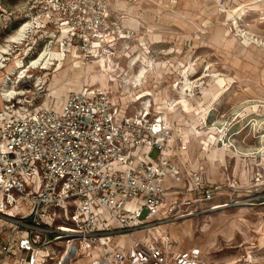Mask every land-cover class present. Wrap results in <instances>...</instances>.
<instances>
[{
    "label": "built area",
    "instance_id": "built-area-1",
    "mask_svg": "<svg viewBox=\"0 0 264 264\" xmlns=\"http://www.w3.org/2000/svg\"><path fill=\"white\" fill-rule=\"evenodd\" d=\"M33 1L36 24L49 25L71 58L105 61L106 69L112 63L116 87L81 83L66 92L60 112L35 101L14 110V98L0 111V264H71L79 251L90 264H207L199 247L175 249L173 237H134L127 250L113 240L264 204L261 162L252 163L244 186L229 161L224 182L208 179L203 165L189 170L177 161L188 148L186 134L154 99L126 85L142 65L156 64L162 49L124 22L121 0ZM223 129L217 141L235 149ZM258 137L252 151L264 156V131Z\"/></svg>",
    "mask_w": 264,
    "mask_h": 264
},
{
    "label": "rangeland",
    "instance_id": "rangeland-1",
    "mask_svg": "<svg viewBox=\"0 0 264 264\" xmlns=\"http://www.w3.org/2000/svg\"><path fill=\"white\" fill-rule=\"evenodd\" d=\"M223 1L225 3V0ZM33 2L0 0V46L7 44V38L15 32L21 22L28 20L33 26V31L27 33L22 43H10L11 54L6 55L8 59L0 68L1 91L2 79L11 70L14 71L13 66L24 65L40 50L59 48V56L66 57V62L70 59L68 45H61L51 29H39L41 26L36 24L37 20L33 19L34 14L31 12ZM221 2L132 0L127 11H124L125 15L138 24L137 28L140 33H146V38L149 39L156 33L163 41L160 44L161 56L156 64L153 63L152 69L150 66L147 75L151 73L145 77L142 85L133 87L130 92H135L138 98L149 99L151 102L152 99L160 100L161 97L173 98L170 104L165 99L161 112L171 117V120H183L177 122L181 124L178 129L183 133L192 128L195 123L192 120H197L195 128L203 131L198 138L191 137L190 149L194 152L195 163L200 161L199 165H202V162L205 163L203 159L225 156L226 161L232 164V170H238L241 166L248 179L252 163L258 160L264 167V156L254 153V148H251L252 145H259L258 135L264 131V45L245 41L242 32L248 31L249 36L264 42V0H226L225 10ZM228 10L238 18V28L232 23L235 19L227 18ZM170 49L171 53H167ZM26 50L29 51L27 55ZM48 58L39 69L30 72L33 76L19 78L16 74L10 75L11 85L15 84L18 90L25 91L24 94L13 97L14 110L24 108L31 101H35L36 104L44 102L60 112L66 92L77 89L81 83L93 84L102 89L116 87L109 70L112 63L107 65L105 71V61H94L97 68L103 70L101 75L95 72L91 75L88 71V74L83 72L73 77L70 71L73 83L80 82L76 86L67 80H58L51 84L57 65L50 62H56L58 57L51 54ZM166 59L169 62L166 63ZM75 61L77 69L87 62H93ZM60 62L61 60L57 64ZM208 67L209 70H206ZM185 70L189 71L191 79H197L201 74L210 72V75L198 80L194 100L189 96L187 100H182L178 95ZM214 73L218 75H213ZM37 75L41 76V82L35 80ZM127 98L130 100L131 94ZM6 104L8 100L0 98V111ZM128 111L132 113L134 109L130 107ZM218 127L224 128L223 130L231 136L228 139L235 145V149L230 145L223 153L215 149L216 146H223L217 142ZM238 131L240 132L236 133ZM209 135H214V142L209 143L203 150L202 145L206 143ZM199 137L204 139L203 143ZM151 155L156 157L157 149H154ZM159 226L162 232L170 234L184 247L200 246L207 264H264V204L229 207L209 216ZM130 238L132 240L134 235L115 237L113 245L119 250H127L132 243ZM90 261L91 257L87 256L85 251H79L72 258L71 264H89Z\"/></svg>",
    "mask_w": 264,
    "mask_h": 264
},
{
    "label": "bare ground",
    "instance_id": "bare-ground-1",
    "mask_svg": "<svg viewBox=\"0 0 264 264\" xmlns=\"http://www.w3.org/2000/svg\"><path fill=\"white\" fill-rule=\"evenodd\" d=\"M256 1V0H255ZM262 3V2H261ZM219 11V10H218ZM237 15V14H236ZM239 17V16H238ZM227 18L228 19H232L234 20V25L238 28L239 24H238V18L236 19L235 16L233 14L230 13V11L228 10L227 12ZM26 20V19H25ZM233 25V26H234ZM32 24H30V21H24L21 22L19 24V26L17 27V29L15 30V32L11 35H9V37L7 38V44L5 45H1L0 46V68H2V66H4V61L6 59H8V57L6 56L7 54H11V47H10V43L11 42H17V43H22V40L25 39V37L27 36V33L32 32L33 29H31ZM236 28V29H237ZM242 28V27H241ZM235 29V28H234ZM239 31H242L243 29H238ZM238 31V32H239ZM243 36L245 37V41L247 42H256V43H261L262 45H264L262 40H259L258 38H255L253 36H249L250 33L248 31H244L242 32ZM239 34V33H238ZM252 34V33H251ZM243 38V37H242ZM237 39V38H236ZM255 44V43H254ZM251 45V44H250ZM255 46V45H254ZM60 49H48L45 48L43 50H40L36 55L30 57L29 61L27 63H25L22 66H13L14 71H10L6 77H4L2 79L3 81V88L2 91L0 90V98L1 100L7 101L10 98L15 97L16 95H21L24 94L25 91L24 90H18V87L14 84L11 85V76L12 74H16L17 77L22 78V77H26V76H33L32 73L30 74V72L32 70H37L39 69V67L43 64V62L47 59H49L48 57H50V55L52 54L53 56H57V61L53 62L51 61L50 64H54L57 65V68L55 70V74L53 75V78H51L52 83H56V81H60V80H67L68 82L73 83V80L71 79V75L69 74L70 71H72V75L74 76H78L81 73H87L88 71L91 72V75L97 73V74H103V70L101 68H97V66L95 65L94 61L93 62H87L85 65L78 67V69L75 67V64L77 63L75 61V58H71L69 56V61L66 62V57H60ZM172 49H170L168 52H171ZM28 50H26L25 55L28 54ZM14 55V54H13ZM53 58V57H52ZM61 60L60 63L57 64V62ZM19 62V61H18ZM85 62V61H84ZM15 64V63H14ZM13 64V65H14ZM81 63H79L80 65ZM16 65V64H15ZM149 65H151V69L153 66V63L150 62L149 64H144L140 67V70L138 73L135 74V78H130V80L127 81L126 85H131V83L133 82V86L137 87L140 86L144 83L145 81V77L147 76V72L149 71L148 67ZM162 65V64H161ZM159 66V64H158ZM163 67V66H162ZM5 68V67H4ZM107 69H105L106 71ZM209 70V67L206 69ZM59 74H58V73ZM88 72V73H89ZM95 72V73H92ZM87 73V74H88ZM184 76L182 77L183 79L181 80V84L180 87L178 89L179 91V97L182 100H187L188 96L189 98H192L193 100L195 99L196 93H195V87H197L199 85L198 80H201L202 78L210 75V72H205L203 74H201V76H199L197 79H191L189 74V71L185 70V72L183 71ZM86 74V75H87ZM213 75H218V73H214ZM102 77V76H101ZM35 80L37 82H41V76L37 75L35 77ZM102 81V79H100ZM126 81V78L124 79ZM79 82V81H78ZM77 83H73L75 86L78 85ZM80 83V82H79ZM74 85L72 86V88H74ZM206 87V86H205ZM204 87V89H205ZM78 88V87H77ZM178 88V87H177ZM218 90V89H217ZM206 94V93H205ZM202 97V96H201ZM178 98V97H177ZM179 98V99H180ZM178 99V100H179ZM180 99V100H181ZM149 100V99H148ZM191 101V100H190ZM208 104V103H207ZM149 105V103H148ZM149 109V106L147 107ZM5 109H7V106L4 105V108L1 109L2 113L4 114L5 112H7ZM193 112V111H192ZM189 113V112H188ZM194 114V113H193ZM171 116V115H170ZM192 122H197V120H192ZM192 125V128H189L186 130V135H192L193 137H197V136H201V134H203L202 130H198L197 127L195 128L196 124ZM192 124V123H191ZM191 127V126H190ZM186 128V127H185ZM184 131V130H183ZM214 137V135H213ZM198 138V137H197ZM199 139L204 142V139H202V137H199ZM231 141V140H230ZM214 147V146H213ZM212 147V148H213ZM209 148V147H208ZM230 147H228V145H224L222 147L216 146L215 149L217 151L220 150L221 153H223L226 149H229ZM210 149V148H209ZM254 154V153H253ZM237 155V154H236ZM259 155V154H258ZM165 225V224H164Z\"/></svg>",
    "mask_w": 264,
    "mask_h": 264
},
{
    "label": "crops",
    "instance_id": "crops-1",
    "mask_svg": "<svg viewBox=\"0 0 264 264\" xmlns=\"http://www.w3.org/2000/svg\"><path fill=\"white\" fill-rule=\"evenodd\" d=\"M132 1V0H131ZM131 1H128V0H121L118 2V6L121 8V11L124 13V11H127V7H128V4L131 2ZM225 4L227 5V2L225 0ZM125 15V13H124ZM124 22L128 25V26H131L133 28H137L138 24L135 23V22H132L130 20V17L128 15H125L124 16ZM152 37V38H151ZM161 36L159 35L158 37L156 36V33L153 34V36H150L148 41L150 42H155L157 41L158 45H160L162 43L163 40H161L160 38ZM151 72L148 73V75L150 74ZM147 75V76H148ZM129 97V96H128ZM165 99H167L166 97H161L160 100H157V99H154V103L156 104L154 106L157 107L158 105L160 109L164 108V105H165ZM128 100V98H125V101ZM129 109V108H128ZM129 112V111H128ZM169 122L170 124L172 125V127H174L175 129H178V127H181V124L177 122H180V121H183V120H171V117H169ZM176 121V122H175ZM180 130V129H178ZM191 137H193L192 135H186V138H187V144H188V148L187 150L185 151H181V152H178V155L176 156L177 158V161L182 164V166L186 169H196L197 167H199V164H200V161L197 162V164L195 163V159H194V152L191 151L190 149V145H191ZM213 135H209L207 137V140L206 143H203L201 140L200 142L203 143L202 145V149L204 150L206 148V146L209 145V143L211 142H214L212 139H213ZM208 142V143H207ZM218 142V141H217ZM219 144V142H218ZM255 146L252 145L251 148H254ZM257 147V146H256ZM206 151V150H205ZM207 152V151H206ZM206 158V157H204ZM203 161L205 163L202 162V165L204 167V174L205 176L210 179L211 181H216V182H224L225 181V172H224V169H223V165L224 163H226V157L224 156L223 158L220 157V158H212V159H203ZM235 167V166H234ZM233 171V170H232ZM234 174H240L241 178H242V185H248V179H247V174L245 172V170L241 169V166L239 167V169L237 170L236 168L234 169L233 171ZM250 175V174H249ZM225 197L222 195V196H219L218 199L219 200H223ZM192 219V218H191ZM185 221L189 220V218L187 219H184ZM184 220H181V221H184ZM177 223V222H175ZM167 224H170V223H167ZM173 224V223H172ZM162 225V224H161ZM163 228V227H162ZM134 237H137V238H140L142 240H149L151 239L152 237H159L161 238V236H170V234H168L167 232H162L161 230V226H156L148 231H139V232H135L134 234ZM122 236H125V234H123ZM121 237V236H120ZM130 241L133 242L134 239L131 240V238L129 239ZM191 247H199L202 251V254H203V257L205 258L204 256V253H203V250L200 246L198 245H189V246H182L181 244H177L176 246H174L175 249H184V248H191ZM90 264V263H89Z\"/></svg>",
    "mask_w": 264,
    "mask_h": 264
},
{
    "label": "trees",
    "instance_id": "trees-1",
    "mask_svg": "<svg viewBox=\"0 0 264 264\" xmlns=\"http://www.w3.org/2000/svg\"><path fill=\"white\" fill-rule=\"evenodd\" d=\"M43 28L51 29L49 25H42L41 28H39V29H43Z\"/></svg>",
    "mask_w": 264,
    "mask_h": 264
}]
</instances>
